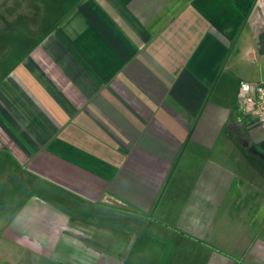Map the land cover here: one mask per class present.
<instances>
[{"label": "crops", "instance_id": "obj_1", "mask_svg": "<svg viewBox=\"0 0 264 264\" xmlns=\"http://www.w3.org/2000/svg\"><path fill=\"white\" fill-rule=\"evenodd\" d=\"M252 2L25 0L0 81V264H119L135 244L137 264H264V132L235 118L239 82L264 80ZM62 197L134 244L94 247Z\"/></svg>", "mask_w": 264, "mask_h": 264}, {"label": "rangeland", "instance_id": "obj_2", "mask_svg": "<svg viewBox=\"0 0 264 264\" xmlns=\"http://www.w3.org/2000/svg\"><path fill=\"white\" fill-rule=\"evenodd\" d=\"M20 36L23 37L17 44L14 38ZM23 52H25V0H0V81L15 66L20 64V57ZM62 204L66 214L88 220V228H93L92 232L97 241L94 247L102 245L105 249L109 248L110 252H114L117 250L118 244H132L134 242L133 235L112 225L111 222L113 221L109 219L111 216L99 211L96 206H89L68 197H62ZM128 220L132 222L131 219ZM131 224L134 225L133 222ZM108 243L111 245L109 246ZM133 247L132 252L138 255V244ZM134 258L127 260L126 264H137L134 261L138 258Z\"/></svg>", "mask_w": 264, "mask_h": 264}, {"label": "built area", "instance_id": "obj_3", "mask_svg": "<svg viewBox=\"0 0 264 264\" xmlns=\"http://www.w3.org/2000/svg\"><path fill=\"white\" fill-rule=\"evenodd\" d=\"M236 120L264 132V80L240 81L236 91Z\"/></svg>", "mask_w": 264, "mask_h": 264}, {"label": "trees", "instance_id": "obj_4", "mask_svg": "<svg viewBox=\"0 0 264 264\" xmlns=\"http://www.w3.org/2000/svg\"><path fill=\"white\" fill-rule=\"evenodd\" d=\"M239 9L240 11L242 12L243 14V17H247L250 9H251V6L253 4L252 0H231ZM94 241H96V239H94ZM95 245V243H94ZM132 245V244H131ZM113 254L112 256L117 258L119 264H122L124 263V261H127V260H132V259H135L134 257H140V255H136L132 252V250H126L124 252V255L120 256L119 258L114 254V253H111ZM136 257V258H137Z\"/></svg>", "mask_w": 264, "mask_h": 264}]
</instances>
